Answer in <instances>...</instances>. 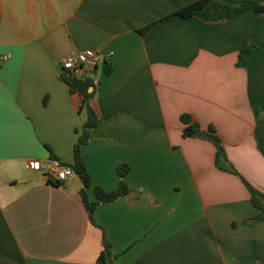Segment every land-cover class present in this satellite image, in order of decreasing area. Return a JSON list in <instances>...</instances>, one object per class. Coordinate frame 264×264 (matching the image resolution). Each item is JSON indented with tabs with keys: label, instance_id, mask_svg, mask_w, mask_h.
<instances>
[{
	"label": "crops",
	"instance_id": "0c3cea01",
	"mask_svg": "<svg viewBox=\"0 0 264 264\" xmlns=\"http://www.w3.org/2000/svg\"><path fill=\"white\" fill-rule=\"evenodd\" d=\"M195 1L0 0V264H98L104 239L115 264H264L243 180L264 193V16L175 14ZM245 41L256 48L240 59ZM86 49L112 53L90 74L91 183L58 185L28 163H74L86 114L60 61ZM185 113L215 128L238 174L210 140L183 136ZM124 164L131 193L93 223L81 191L117 189Z\"/></svg>",
	"mask_w": 264,
	"mask_h": 264
},
{
	"label": "trees",
	"instance_id": "16d2710c",
	"mask_svg": "<svg viewBox=\"0 0 264 264\" xmlns=\"http://www.w3.org/2000/svg\"><path fill=\"white\" fill-rule=\"evenodd\" d=\"M202 8H207L210 12L218 11V20H224L226 17L236 12L249 8L257 11L261 17L264 16V0H197L183 7L175 14L181 15L183 17H189ZM150 27L151 25L147 26L144 30H147ZM255 48L256 45L254 43L245 41L240 49V59L252 52ZM106 66V72L107 74H110L112 68L109 63ZM61 77L69 85L73 93H79L82 96L80 111L86 114V120L84 121L83 125L81 126V128L76 129L78 137L74 145V163L64 164L72 167L74 173L81 178L85 187H89L91 179L87 170L86 163L81 155V147L83 144L89 142L92 130L101 121V118L98 116L97 112L92 106V99L95 97L96 85L94 79L90 76L77 77L69 73H64L61 75ZM91 87H94V90L90 91ZM181 120L185 124V127L183 129V136L185 138L199 137L210 140L217 149L215 158L217 167L221 170L238 174L237 170L228 160L223 142L216 133V130L213 126H210L208 130H204L202 129L201 125L197 121H194L193 117L187 113L181 115ZM51 156L53 159L56 158L53 154ZM129 171L130 167L128 165H120L118 167V173L120 176L119 187L113 191H105L100 187H96L95 200H90L84 189L81 191L83 201L93 223H96L95 211L100 203L113 202L131 193L132 190L125 180V177ZM243 180L245 185L249 189L251 200L254 206L259 211L258 214L253 219H251V222H257L264 219V193L251 185L246 179ZM50 181L58 185L62 184L60 182H54L52 179H50ZM97 263L115 264L111 252V243L106 239H104L103 241V250L98 257Z\"/></svg>",
	"mask_w": 264,
	"mask_h": 264
},
{
	"label": "built area",
	"instance_id": "2783aa9c",
	"mask_svg": "<svg viewBox=\"0 0 264 264\" xmlns=\"http://www.w3.org/2000/svg\"><path fill=\"white\" fill-rule=\"evenodd\" d=\"M111 54L110 52L108 55H103L92 49L69 53L60 61L61 75L69 73L77 77L90 76L100 64L110 61ZM2 58L7 59L6 56ZM28 167L35 170L43 168L50 179L60 183H64L74 175L72 167L57 159H48L44 163L30 161Z\"/></svg>",
	"mask_w": 264,
	"mask_h": 264
},
{
	"label": "water",
	"instance_id": "95a60500",
	"mask_svg": "<svg viewBox=\"0 0 264 264\" xmlns=\"http://www.w3.org/2000/svg\"><path fill=\"white\" fill-rule=\"evenodd\" d=\"M91 89V88H90ZM79 178V181H81V184L83 183V181L81 180V178L80 177H78ZM47 179H48V177H47Z\"/></svg>",
	"mask_w": 264,
	"mask_h": 264
},
{
	"label": "rangeland",
	"instance_id": "374dc122",
	"mask_svg": "<svg viewBox=\"0 0 264 264\" xmlns=\"http://www.w3.org/2000/svg\"><path fill=\"white\" fill-rule=\"evenodd\" d=\"M102 67V66H101ZM101 71V70H100Z\"/></svg>",
	"mask_w": 264,
	"mask_h": 264
}]
</instances>
